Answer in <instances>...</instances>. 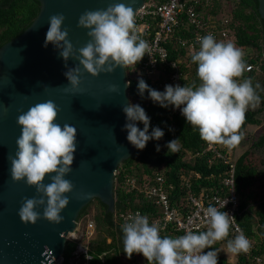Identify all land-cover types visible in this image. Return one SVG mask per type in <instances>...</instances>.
<instances>
[{"label": "clouds", "instance_id": "1", "mask_svg": "<svg viewBox=\"0 0 264 264\" xmlns=\"http://www.w3.org/2000/svg\"><path fill=\"white\" fill-rule=\"evenodd\" d=\"M64 20L62 13L49 17L44 46L53 44L60 50L59 55L65 62L69 58L78 61L75 67L68 68L64 73L71 86L70 89L65 87V91L79 89L83 74L81 65L87 73L98 76L100 73H111L117 67L134 69L146 53L150 55L148 43L135 31L132 7L123 3L109 4L106 9L85 10L79 16L77 26L88 29L90 37L86 45L79 49H75L68 39V29H62ZM228 41H231V36ZM198 42L199 50L191 56L192 62L198 65V85L167 84L161 92L149 87L141 78L137 88L141 96L147 91L149 98L161 107L171 105L180 109L181 115L199 130L200 138L205 142L233 148L242 138L238 130L244 123L246 111L260 103L256 89L261 86L259 83L253 86L251 78L239 79L246 70L244 52L232 42L217 41L212 34L199 37ZM173 66L176 65L173 63ZM110 90L116 91L117 86L111 85ZM122 110L126 115L127 122L123 128L127 130V140L135 148L143 150L149 140H159L164 136L159 127L149 133L150 117L139 104L128 103ZM58 111L57 104L48 100L30 106L17 117V124L22 129L16 140L15 156H8L11 179L14 182L24 180L28 186H34L37 193L31 198L24 197L18 210L25 224H35L41 218L59 224L64 219L60 213L69 204V197L65 194L74 188L65 176L72 171L77 129L67 123L63 126L56 123ZM137 121L143 123V129L137 126ZM178 141L179 138L166 144L169 153L179 151ZM156 147L159 151L160 146ZM46 175L51 181L48 184L44 183ZM87 195L90 194L84 193L80 198ZM40 206H43L42 216L36 211ZM203 216L206 231H187L176 238H162L156 222L150 224L148 217L139 212L129 215L121 225L123 251L129 259L133 253L142 254L148 264H218V252L215 249L204 250L212 248L215 242L225 240L236 219L227 211L211 205L203 210ZM87 221L93 223L92 234L86 242L89 250L95 223L88 215L85 220L76 218L73 231L66 235V241L75 242L73 248L77 242L85 241L83 233ZM73 233H81V238L72 240ZM250 246L243 232H238L227 241V251L234 254L247 252Z\"/></svg>", "mask_w": 264, "mask_h": 264}, {"label": "trees", "instance_id": "2", "mask_svg": "<svg viewBox=\"0 0 264 264\" xmlns=\"http://www.w3.org/2000/svg\"><path fill=\"white\" fill-rule=\"evenodd\" d=\"M195 6L201 18L209 23L208 25H215L214 28L223 27L224 18L228 17L227 27L231 36L229 42L240 49L249 48L243 59L245 64L253 65L251 69L245 70L239 79L251 78L253 86L257 83L261 86L256 89L260 96L259 105L246 111L244 123L238 130V134L242 136L240 142H250L241 154L231 160L234 163V188L239 202L235 219L251 246L247 252L236 254L235 262L230 263L223 248H227V241L237 234L229 229L225 240L215 242L212 248H206L204 251L215 249L218 252V264H264V18L258 11V0H199ZM39 7V0H0V46L19 35L33 21ZM178 32L179 28H175L173 36ZM174 38L165 46L168 59H179L181 85H198V65L192 62L191 56L199 50L200 45L196 44L194 50L188 51L185 46L180 47ZM146 59L145 54L134 69L125 68L126 78L130 82L127 86L128 95L130 103L139 104L150 117L149 133L153 128L159 127L164 131V136L159 140H149L143 150L135 148L134 152L117 166L112 211L108 210L106 203L98 197L91 199L79 211L77 220H85L89 207L94 204L91 219L95 223V234L89 243L92 255L89 264H124L121 256L128 259L125 264H148L142 254L133 253L131 259L127 258L122 248L121 225L124 222L121 220V213L139 210L148 217L151 224L161 210L153 202V198L141 190L142 185L161 184L172 202L184 195L188 189L194 194L222 193L221 179L228 174L229 164L221 158L216 157L212 162H208L207 158L213 152H203L207 142L200 138L199 130L192 127L185 117L175 112L171 105L165 108L153 102L147 91L143 96L139 94L137 85L141 78L152 89L163 92L166 74L171 71V67L166 68L164 72L153 77L144 70L143 63ZM137 122L138 127L143 129V123ZM250 125L255 128L246 129ZM177 138L179 151L169 153L166 144ZM157 145L160 146L159 151ZM216 145L223 153H229V148ZM156 175L163 176L162 183L155 179ZM130 180H133L135 186L131 185ZM186 182L189 188L186 187ZM160 235L162 238L181 236L179 231L173 230L170 223L160 229ZM74 244L73 241H66V262Z\"/></svg>", "mask_w": 264, "mask_h": 264}, {"label": "water", "instance_id": "3", "mask_svg": "<svg viewBox=\"0 0 264 264\" xmlns=\"http://www.w3.org/2000/svg\"><path fill=\"white\" fill-rule=\"evenodd\" d=\"M39 1L33 21L0 46V264H51L63 251L66 235L73 231L79 211L91 199L98 197L108 210L114 209L117 166L135 150L123 128L127 121L122 108L130 103L125 69L117 67L111 73L92 76L81 65L79 89L65 91L71 86L64 73L78 61L69 58L65 62L60 50L51 43L45 47L44 41L52 15L65 16L62 29H68V39L79 49L90 39L89 30L77 26L85 10L123 3L135 12L144 0ZM258 11L264 18V0H258ZM111 85H116L117 90H110ZM48 100L59 108L55 122L77 129L72 171L65 176L74 188L65 194L69 204L60 213L64 219L59 224L43 218L35 224H25L18 210L24 197L37 195L36 189L24 180L11 179L8 156H15L16 140L21 135L18 115ZM50 182L46 175L44 183ZM84 193L90 195L80 198ZM36 211L42 216L43 206Z\"/></svg>", "mask_w": 264, "mask_h": 264}, {"label": "built area", "instance_id": "4", "mask_svg": "<svg viewBox=\"0 0 264 264\" xmlns=\"http://www.w3.org/2000/svg\"><path fill=\"white\" fill-rule=\"evenodd\" d=\"M198 1L144 0L142 5L134 12L135 31L141 39H144L148 43V51L151 55L146 53L147 59L143 63L144 70L149 75L156 77L158 73H162L166 68L170 69L171 67V71H168L166 74V85H181L179 79L181 72L178 67L179 59H175L177 61L168 59V52L165 46L173 37H175L174 40L177 41L180 47L185 46L188 51L194 50L195 45L199 44V37L208 34H212L217 41L229 42L228 17L224 18L223 27L214 28L215 25H208L209 23L201 18L200 12L196 9L195 5ZM153 24L154 26L152 27ZM175 28H179V32L173 36ZM173 63L176 66H173ZM252 67V64L246 63V70ZM172 108L175 112L181 114L180 109L174 106ZM206 150L213 152L207 158L208 162H212L214 158L219 157L229 164L228 174L221 179L222 193L214 192L210 195L208 193L194 194L188 189L184 195H180L177 200L171 202L167 191L161 184L158 186L154 184L142 185L141 190L147 196H151L153 202L161 209L154 219V222L159 225L160 229L165 228L170 223L173 230L179 231L181 235L186 234L187 231H206L207 226L203 210L210 205L217 207L219 210L223 209L234 217L237 214L239 202L234 188V163L231 162L232 159L229 154L219 150L216 144L207 142V146L203 152ZM155 179L159 183L163 182V176L161 175H156ZM130 183L132 186H135L133 180H130ZM185 184L189 188V184L187 182ZM137 212L143 215L139 210L128 211L120 214L121 220L125 223L129 215H134ZM230 230L236 234L241 232V228L236 220L231 225ZM92 231L93 223L92 221H87L83 233L85 241L77 242L76 246L70 251L67 262L65 254L62 252L51 264H89L92 255L88 250L86 242ZM71 237H73L72 240L80 239L81 233H73Z\"/></svg>", "mask_w": 264, "mask_h": 264}, {"label": "rangeland", "instance_id": "5", "mask_svg": "<svg viewBox=\"0 0 264 264\" xmlns=\"http://www.w3.org/2000/svg\"><path fill=\"white\" fill-rule=\"evenodd\" d=\"M227 3V1H226ZM249 48H243V52L245 53ZM250 50V49H249ZM252 127L251 125L246 127V129ZM252 128H255V127H252ZM250 142V140H244L243 141V144L240 142L239 144H237L234 148H229L230 150H228L229 152V156L233 159L234 157L238 156L239 154H241L245 149H246V146L247 144ZM233 149V150H232ZM94 213V204L92 203L91 206L89 207V210H88V213L87 215L92 218V215ZM224 249V253H225V256L227 257L228 261L230 263H233L235 262L236 260V254L234 253H230L227 251V248H223ZM121 261L125 264L128 262V259H126L125 257L121 256Z\"/></svg>", "mask_w": 264, "mask_h": 264}]
</instances>
